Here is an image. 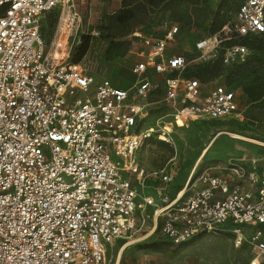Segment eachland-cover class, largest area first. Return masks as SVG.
<instances>
[{
  "label": "built area",
  "instance_id": "1",
  "mask_svg": "<svg viewBox=\"0 0 264 264\" xmlns=\"http://www.w3.org/2000/svg\"><path fill=\"white\" fill-rule=\"evenodd\" d=\"M51 11L72 18L75 0H0V264H106L108 246L146 230L172 246L226 233L253 251L250 264L264 259V157L229 161L234 184L195 164L176 191L173 159L147 169L138 157L155 134L173 146L189 120L237 117L234 90L188 76L190 62L169 48L177 26L131 34L127 89L96 82L69 61L67 40L47 50L40 27ZM261 34L264 0H243L195 48L206 62L235 40L220 55L227 73L247 61L243 41Z\"/></svg>",
  "mask_w": 264,
  "mask_h": 264
},
{
  "label": "rangeland",
  "instance_id": "2",
  "mask_svg": "<svg viewBox=\"0 0 264 264\" xmlns=\"http://www.w3.org/2000/svg\"><path fill=\"white\" fill-rule=\"evenodd\" d=\"M122 0H75L74 23L64 28L59 12L46 14L40 34L47 50L53 51L57 41L63 47L67 40L69 61L80 53L81 47L87 43V50L79 63L93 74L96 82L105 79L112 84L127 89L132 83V77L125 68L133 63V51L138 45L131 34L139 31L143 35L161 36L165 29L178 27L169 48L178 54H183L190 62V72L196 75L199 68L211 69V75H199L201 81L216 80L226 83V73L220 63V55L224 48L235 43L227 40L219 44L214 52L206 54V62L200 58L201 53L195 48L199 41L208 40V31L217 19L233 21L234 11L242 0H130L128 7L133 18L120 24L110 19L121 9ZM71 19V18H70ZM125 42L128 50L133 51L126 59L114 53L107 54L111 42ZM211 43V42H208ZM248 48V60L264 59V35H258L243 41ZM209 51V50H208ZM206 52V50H204ZM54 53H57L54 50ZM214 54L215 58L211 59ZM251 78L231 85L238 102L237 117L225 121L189 120L186 127L173 132L170 146L157 140V134L146 141L138 153V157L147 169H157L169 163L175 165L176 178L172 182L176 191L185 180L187 174L194 168L198 157L204 148V143L215 136L219 130L222 135L216 138L195 172L226 166L233 161L236 151H244L249 156L264 157V100L250 102L242 93V87L248 85ZM156 119L151 118L148 125L153 126ZM146 127V126H145ZM230 134H236L247 141L230 139ZM252 140V141H250ZM231 159V160H229ZM117 163L120 160L113 158ZM152 195V193H148ZM154 197V195H152ZM233 238L226 233L218 235H203L180 245L172 246L159 233L150 234L149 230L133 236H125L116 240L106 248V264H250L254 260L253 251L246 245L235 247ZM258 264H264L259 259Z\"/></svg>",
  "mask_w": 264,
  "mask_h": 264
},
{
  "label": "trees",
  "instance_id": "3",
  "mask_svg": "<svg viewBox=\"0 0 264 264\" xmlns=\"http://www.w3.org/2000/svg\"><path fill=\"white\" fill-rule=\"evenodd\" d=\"M241 2L239 3V5L241 4ZM130 4H131L130 0H122L120 11L112 15L110 19L120 24H124L130 21L133 18V13L131 9L128 8ZM239 5L235 9L234 13L237 11ZM225 24L226 21L219 20L217 17V19L214 21V23H212L208 31V36H213L216 33H218ZM86 50H87V43L85 42L80 49L79 55L74 59H72L71 63L78 64L80 59L85 54ZM106 52L107 54L113 52L114 55L116 56L121 55L124 57L128 52V46L125 42H121V41L111 42L108 45ZM198 70L199 72L196 75H193L192 72L189 71L188 76L196 78L199 81H201V79L199 78L200 74L202 76L206 75L207 78H209L211 75V69L199 68ZM246 78H251L249 84L242 87V93L247 98V100L253 103L264 100V59H257V58H254L253 60L247 59L246 62L231 67L226 73L225 84L226 86L231 88L232 84L241 82Z\"/></svg>",
  "mask_w": 264,
  "mask_h": 264
},
{
  "label": "crops",
  "instance_id": "4",
  "mask_svg": "<svg viewBox=\"0 0 264 264\" xmlns=\"http://www.w3.org/2000/svg\"><path fill=\"white\" fill-rule=\"evenodd\" d=\"M216 122H219V121H216ZM221 133H224V132L221 131V130L217 131L215 133V136L214 137L210 138L208 141H206L203 144L204 145V148L202 149V151H201V153H200V155L198 157V160L196 162L197 165L202 161V159L205 157V155L207 154V152L211 148H213V146H214L213 144H214L216 138L220 137L222 135ZM219 134H221V135H219ZM235 141H237V140H235ZM250 141H252V140H250ZM235 155H236V157L235 158H232V159H234V161L243 160L242 164L245 165V166H247V161L248 160L253 159V158H259V157H255V156H249V153H247V152L245 153L244 151H242V152L241 151H236L235 152ZM229 160H231V159H229ZM227 164H226V166H227ZM226 166L219 168V171H216V170H218V168H216V167L213 168V169H210L209 168V173L211 175H215V176H219V177H222V178H226V179H228L230 181L231 184L240 182V181H238L235 178H232L230 176V174L226 171ZM174 178H176V174H175V177ZM173 181H174V179H173ZM241 183L244 184L243 182H241ZM243 186H244L245 189H247V186L246 185H243Z\"/></svg>",
  "mask_w": 264,
  "mask_h": 264
},
{
  "label": "bare ground",
  "instance_id": "5",
  "mask_svg": "<svg viewBox=\"0 0 264 264\" xmlns=\"http://www.w3.org/2000/svg\"><path fill=\"white\" fill-rule=\"evenodd\" d=\"M73 18H68V19H66V20H63V25L62 26H64V28H66L67 26H71L73 23H74V21L72 20ZM208 44H210V43H208ZM210 49V47H207L206 48V52L208 51ZM219 135H221V134H219ZM230 138L231 139H234V140H237V141H244V140H248V139H246V138H243V137H241V136H239V135H236V134H230Z\"/></svg>",
  "mask_w": 264,
  "mask_h": 264
}]
</instances>
